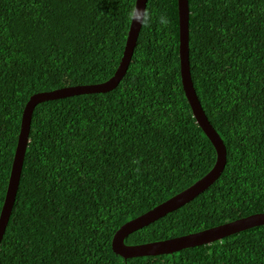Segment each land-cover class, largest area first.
<instances>
[{
    "label": "trees",
    "instance_id": "trees-1",
    "mask_svg": "<svg viewBox=\"0 0 264 264\" xmlns=\"http://www.w3.org/2000/svg\"><path fill=\"white\" fill-rule=\"evenodd\" d=\"M187 3L190 78L226 161L205 190L125 244L264 211V0ZM130 4L0 0V208L25 102L108 79ZM145 9L150 21L114 88L33 108L0 264H264V224L170 254L123 259L111 250L120 225L191 185L215 160L181 87L176 0H147Z\"/></svg>",
    "mask_w": 264,
    "mask_h": 264
},
{
    "label": "water",
    "instance_id": "water-1",
    "mask_svg": "<svg viewBox=\"0 0 264 264\" xmlns=\"http://www.w3.org/2000/svg\"><path fill=\"white\" fill-rule=\"evenodd\" d=\"M146 1L147 0H134V4L138 9L145 8ZM176 4L178 18V59L181 87L195 123L207 137L215 151V160L209 171L194 181L191 185L119 226L111 237L110 247L113 253L123 259L170 254L184 248L208 244L241 230L264 224V212L252 213L245 217L176 237L139 244L124 243V238L131 232L146 226L165 214L184 205L197 194L205 190L219 176L226 161L225 146L219 135L207 120L196 97L190 78L188 61V3L187 0H176ZM140 26L141 25L134 20L131 23L129 22L118 65L114 73L105 81L95 84L69 85L48 91L36 92L30 95L25 102L21 113L19 131L9 169L4 198L0 208V241L4 234L15 199L23 157L28 144V134L33 108L36 104L47 100L78 94L101 93L114 88L124 75L130 62Z\"/></svg>",
    "mask_w": 264,
    "mask_h": 264
},
{
    "label": "clouds",
    "instance_id": "clouds-1",
    "mask_svg": "<svg viewBox=\"0 0 264 264\" xmlns=\"http://www.w3.org/2000/svg\"><path fill=\"white\" fill-rule=\"evenodd\" d=\"M126 16L128 21L131 23L133 20L137 22L139 25H145L150 21V12L143 8H137L135 4H130L126 11ZM160 22L166 23L164 17L160 18ZM264 212V211H263ZM260 213V212H259Z\"/></svg>",
    "mask_w": 264,
    "mask_h": 264
}]
</instances>
